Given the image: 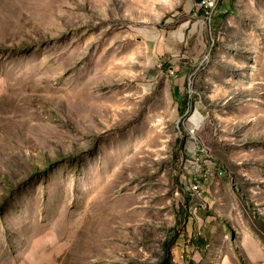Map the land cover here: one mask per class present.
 I'll return each instance as SVG.
<instances>
[{
  "label": "rangeland",
  "instance_id": "1",
  "mask_svg": "<svg viewBox=\"0 0 264 264\" xmlns=\"http://www.w3.org/2000/svg\"><path fill=\"white\" fill-rule=\"evenodd\" d=\"M201 3L0 0V264H264V0Z\"/></svg>",
  "mask_w": 264,
  "mask_h": 264
},
{
  "label": "built area",
  "instance_id": "2",
  "mask_svg": "<svg viewBox=\"0 0 264 264\" xmlns=\"http://www.w3.org/2000/svg\"><path fill=\"white\" fill-rule=\"evenodd\" d=\"M218 4V0H202L201 6L205 9L206 12L210 13L213 12ZM202 153L206 154L207 150L203 149L201 150ZM226 175V171L219 167L217 164H211L210 169L205 172V176L207 178L213 179V178H219L224 177ZM201 185V182L197 180V178L194 179L193 182H191L190 191L192 195H201L204 190ZM205 204V203H204ZM206 204L199 207L198 205L194 204V211H198L200 208H206ZM192 207V208H193Z\"/></svg>",
  "mask_w": 264,
  "mask_h": 264
},
{
  "label": "crops",
  "instance_id": "3",
  "mask_svg": "<svg viewBox=\"0 0 264 264\" xmlns=\"http://www.w3.org/2000/svg\"><path fill=\"white\" fill-rule=\"evenodd\" d=\"M202 222H204V224H202V226L199 228V231H198V226L196 227V231L197 232L195 233V235L198 236V233H199L201 235V238H200L201 239V243L202 244L203 243L206 244L207 237H208V235L211 234L213 228H212V226H208L209 225L208 224L209 223L208 220H206V221L202 220ZM202 250L204 251V249H202Z\"/></svg>",
  "mask_w": 264,
  "mask_h": 264
}]
</instances>
